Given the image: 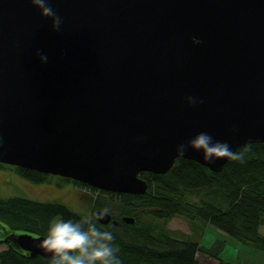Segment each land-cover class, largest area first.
<instances>
[{
    "label": "water",
    "instance_id": "obj_1",
    "mask_svg": "<svg viewBox=\"0 0 264 264\" xmlns=\"http://www.w3.org/2000/svg\"><path fill=\"white\" fill-rule=\"evenodd\" d=\"M51 6L59 31L30 0H0V163L142 195L140 174H165L178 158L223 169L227 158L208 163L191 149L177 156L200 132L233 151L264 143V0ZM93 216L111 221L103 210ZM45 237L13 241L49 259L38 247Z\"/></svg>",
    "mask_w": 264,
    "mask_h": 264
},
{
    "label": "trees",
    "instance_id": "obj_2",
    "mask_svg": "<svg viewBox=\"0 0 264 264\" xmlns=\"http://www.w3.org/2000/svg\"><path fill=\"white\" fill-rule=\"evenodd\" d=\"M247 145L249 150L242 162L228 160L216 173L185 158L176 159L165 174L143 172L140 177L148 186L142 195L112 193L58 178L93 191L88 215L108 209L110 223L96 221L97 226L113 233L122 264H199V251L216 258L219 252L214 250L215 242L209 248L201 245L205 228L223 234L222 238L232 240L240 250L247 248L264 256V143ZM7 167L33 183H47L53 177L0 163V169ZM176 215L189 221L191 236L167 228ZM57 216L77 221L85 214L60 201L0 198V245L6 246L0 251V264H49V259L31 257L13 240L20 233L46 236L50 222ZM125 216L133 217L134 223H123ZM112 220L121 224L115 226Z\"/></svg>",
    "mask_w": 264,
    "mask_h": 264
},
{
    "label": "clouds",
    "instance_id": "obj_3",
    "mask_svg": "<svg viewBox=\"0 0 264 264\" xmlns=\"http://www.w3.org/2000/svg\"><path fill=\"white\" fill-rule=\"evenodd\" d=\"M30 3L39 10L42 18L52 21L53 31L60 30L63 21L51 6V0H30ZM36 55L41 64L47 63L46 55H41L39 51ZM187 102L192 105L197 100L188 97ZM189 149L201 151L208 163L223 158L242 162L249 146L244 145L240 150L233 151L228 143L214 141L207 132H200L186 144L178 145L176 154L184 157ZM107 212L108 209L103 210V214ZM99 218L92 215H85L77 221L64 220L60 216L53 218L46 237L38 245L49 254V264H122L118 255L120 248L114 244L115 237L111 231L101 230L97 226Z\"/></svg>",
    "mask_w": 264,
    "mask_h": 264
},
{
    "label": "rangeland",
    "instance_id": "obj_4",
    "mask_svg": "<svg viewBox=\"0 0 264 264\" xmlns=\"http://www.w3.org/2000/svg\"><path fill=\"white\" fill-rule=\"evenodd\" d=\"M93 191L82 188L78 185L63 181L58 176H53L47 183H33L18 175L13 169H0V198L6 199L11 197H23L39 202L60 201L66 204L71 210L85 215L90 213L89 200L92 197ZM167 228L171 232H179L183 235L191 236L190 223L182 216H173L167 223ZM195 229H198L195 227ZM264 232V226L261 229ZM201 244L204 247H211L212 242L223 241L222 236L212 231L210 228H205L201 235ZM5 245H0V251L5 250ZM236 244L229 243L228 238L224 240L220 249L219 257L225 260L236 262L235 258L238 255V262L234 264H244L246 261L254 264H264V256L255 251H250L247 248L240 250ZM199 255L200 264H214L217 261H201V253ZM222 262V261H221ZM227 262H223L227 264Z\"/></svg>",
    "mask_w": 264,
    "mask_h": 264
},
{
    "label": "crops",
    "instance_id": "obj_5",
    "mask_svg": "<svg viewBox=\"0 0 264 264\" xmlns=\"http://www.w3.org/2000/svg\"><path fill=\"white\" fill-rule=\"evenodd\" d=\"M223 235V234H222ZM221 234H220V236H222ZM224 236V235H223ZM224 238V237H223ZM223 240H226L225 238L223 239ZM216 242H215V245H214V250H216V251H218L219 253H218V255H217V257H219V254H220V249H221V247H222V244H223V242L222 241H218V240H215ZM228 242L229 243H233V244H235L232 240H230V239H228ZM202 245V244H201ZM236 247H237V245H236ZM239 252H240V249H239ZM199 253H201L202 255V257H201V260H200V262L201 261H205V263L207 262V261H212V262H214L216 259H218L217 257L215 258V257H212V256H210L208 253H204V252H197V254H196V259H197V261L199 262V260H198V258H199ZM219 260V259H218ZM235 260H236V262H234L233 260H231V261H228L227 262V260H225V259H223L222 258V262H227V263H231V264H234V263H237L238 262V255L236 256V258H235ZM200 264V263H199ZM244 264H252V262L250 263L249 261H246ZM263 264V263H262Z\"/></svg>",
    "mask_w": 264,
    "mask_h": 264
},
{
    "label": "built area",
    "instance_id": "obj_6",
    "mask_svg": "<svg viewBox=\"0 0 264 264\" xmlns=\"http://www.w3.org/2000/svg\"><path fill=\"white\" fill-rule=\"evenodd\" d=\"M214 264H224L223 262H219V261H217V262H215Z\"/></svg>",
    "mask_w": 264,
    "mask_h": 264
}]
</instances>
